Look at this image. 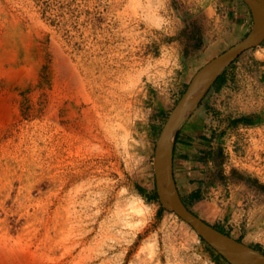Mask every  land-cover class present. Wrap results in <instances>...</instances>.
<instances>
[{
  "label": "rangeland",
  "instance_id": "obj_1",
  "mask_svg": "<svg viewBox=\"0 0 264 264\" xmlns=\"http://www.w3.org/2000/svg\"><path fill=\"white\" fill-rule=\"evenodd\" d=\"M252 25L244 0H0V247L36 264H232L162 206L153 159L193 74ZM194 108L203 172L181 199L264 252V38Z\"/></svg>",
  "mask_w": 264,
  "mask_h": 264
},
{
  "label": "water",
  "instance_id": "obj_2",
  "mask_svg": "<svg viewBox=\"0 0 264 264\" xmlns=\"http://www.w3.org/2000/svg\"><path fill=\"white\" fill-rule=\"evenodd\" d=\"M244 1L249 6L253 17V25L250 32L244 39L208 60L193 74L186 89L171 108L159 133L153 164L156 193L163 207L174 211L190 223L204 240L232 264H262L264 262L263 251L231 237L229 234L202 219L185 205L178 192L172 167L173 143L182 122L195 109L194 107L198 104L203 94L225 67L240 53L258 45L264 38V23L260 20V13L264 11V0ZM197 87L200 88L194 104L187 108V110H184V105H186ZM244 252H253L258 257V261L241 259L238 254Z\"/></svg>",
  "mask_w": 264,
  "mask_h": 264
},
{
  "label": "crops",
  "instance_id": "obj_3",
  "mask_svg": "<svg viewBox=\"0 0 264 264\" xmlns=\"http://www.w3.org/2000/svg\"><path fill=\"white\" fill-rule=\"evenodd\" d=\"M195 111L196 109L182 122L173 143V175L181 197L190 195L196 198L198 192L197 186L186 190H183V188H186L189 183H196L197 178H200V174L203 172V168L200 166V160L194 155L198 152L196 142L200 139L194 135L196 131L192 130V127L196 125L198 119V116L194 114Z\"/></svg>",
  "mask_w": 264,
  "mask_h": 264
},
{
  "label": "bare ground",
  "instance_id": "obj_4",
  "mask_svg": "<svg viewBox=\"0 0 264 264\" xmlns=\"http://www.w3.org/2000/svg\"><path fill=\"white\" fill-rule=\"evenodd\" d=\"M260 20L262 23H264V11L260 13ZM249 38V37H248ZM199 88L200 87H197L195 89V91L192 93V95L190 96V98L188 99L186 105H184V110H187V108H189L192 104H194V101L199 93ZM8 237V236H7ZM13 239V238H12ZM18 244V242H17ZM4 245V244H3ZM24 246V245H22ZM20 248L15 249H11V248H8V249H5V248H2L0 247V254L2 256H4V259L8 260V261H20L22 262L21 264H36L37 260H38V257L35 255V254H31L29 252L27 253V251L29 250H26L25 248V252H23L24 250L20 249ZM238 256L241 258V259H244V260H253V261H258V257L253 253V252H244V253H239ZM2 258V257H1ZM41 259V258H40ZM1 260V259H0ZM3 260V258H2ZM15 261V262H16ZM4 262V260H3ZM7 262V261H6ZM5 263V262H4ZM8 263V262H7ZM12 264V263H11ZM17 264V263H15ZM19 264V263H18ZM39 264H42L41 262ZM262 264H264V262H262Z\"/></svg>",
  "mask_w": 264,
  "mask_h": 264
}]
</instances>
